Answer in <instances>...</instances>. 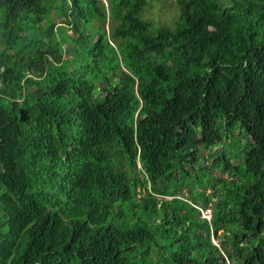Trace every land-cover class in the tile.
<instances>
[{"label": "trees", "instance_id": "trees-1", "mask_svg": "<svg viewBox=\"0 0 264 264\" xmlns=\"http://www.w3.org/2000/svg\"><path fill=\"white\" fill-rule=\"evenodd\" d=\"M175 1L0 0V264H264V0Z\"/></svg>", "mask_w": 264, "mask_h": 264}, {"label": "rangeland", "instance_id": "rangeland-1", "mask_svg": "<svg viewBox=\"0 0 264 264\" xmlns=\"http://www.w3.org/2000/svg\"><path fill=\"white\" fill-rule=\"evenodd\" d=\"M148 4L144 9L143 16L154 23L169 24L177 16V4L175 0H147ZM67 34H70L69 32ZM236 133H238L236 131ZM231 144H227L225 149L227 153H231L233 158L244 149L243 143H240L238 137L230 136ZM217 150V149H216ZM207 155V154H206ZM205 155V156H206ZM212 174L217 176L220 174L219 170L215 169ZM206 192H209L207 190ZM217 243V242H216ZM229 264H232L231 262Z\"/></svg>", "mask_w": 264, "mask_h": 264}, {"label": "clouds", "instance_id": "clouds-1", "mask_svg": "<svg viewBox=\"0 0 264 264\" xmlns=\"http://www.w3.org/2000/svg\"><path fill=\"white\" fill-rule=\"evenodd\" d=\"M101 1L104 2L105 5H107L106 0H101ZM72 3H73V0H69L68 5L71 6ZM164 198L168 199V197H164ZM193 206H194L195 208H197V209L201 212V217H202V218H205V219H207V220H210V218H211V213H210L209 208H208V209H202L201 207H198V206H195V205H193ZM212 241H213V243H216L214 239H212Z\"/></svg>", "mask_w": 264, "mask_h": 264}]
</instances>
